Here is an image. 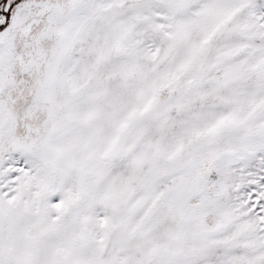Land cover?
I'll return each mask as SVG.
<instances>
[{
  "label": "snow or ice",
  "instance_id": "1",
  "mask_svg": "<svg viewBox=\"0 0 264 264\" xmlns=\"http://www.w3.org/2000/svg\"><path fill=\"white\" fill-rule=\"evenodd\" d=\"M0 264H264V0H0Z\"/></svg>",
  "mask_w": 264,
  "mask_h": 264
}]
</instances>
